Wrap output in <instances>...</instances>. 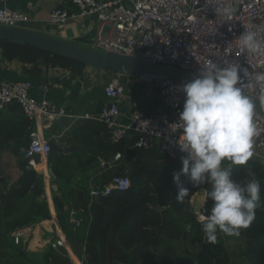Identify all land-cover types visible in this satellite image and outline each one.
Instances as JSON below:
<instances>
[{
  "label": "trees",
  "instance_id": "16d2710c",
  "mask_svg": "<svg viewBox=\"0 0 264 264\" xmlns=\"http://www.w3.org/2000/svg\"><path fill=\"white\" fill-rule=\"evenodd\" d=\"M0 50L5 62L23 63L24 73L32 76H40L48 68L65 69L82 75L87 67L29 44L21 46L5 41L0 43ZM136 87H133L134 93L138 92L132 94V101L146 115L155 112L159 100L144 94L145 88ZM30 126L31 121L17 103L0 111V152L12 149L18 154L21 149L27 148L29 134L27 136L26 132ZM74 139H78V135L75 134ZM84 143L90 146V155L86 158H76L72 166L61 170L63 162L76 154L71 156L59 153L51 164L55 176L53 185L58 186L62 192V197L53 198L56 218L68 238L84 241L82 247H85L88 255L84 264H107L109 254L106 255V251L110 247L116 248L111 249L110 259L117 261V264H264V166L257 159H250L244 166L229 167L231 178L237 183L245 184L252 179L250 172L261 182L255 219L249 228L241 230L239 237L218 234L217 242L209 244L202 231L204 222L198 219L192 200L203 190L206 193L203 208L208 216L213 206V201L208 197L211 186L204 184L194 187L186 177L181 176L189 191L183 202L177 201L172 174L181 171V160L167 158L158 145L149 149H125L124 145H113L108 135L99 141L89 137ZM118 153L124 155V160L117 163L113 171L97 176V183L102 187L115 176L129 177L130 189L116 191L93 203L90 206V217L87 215L84 224L74 230L71 211L86 212L90 203L89 191L84 184H79L68 196L63 186L72 184L76 174L86 175L97 171L102 162L112 164ZM39 161L40 158L36 157L34 166ZM25 165H30V162L26 161ZM5 188L0 183V264H73L65 251H54L48 247L38 257L28 253V243H14L18 231L53 220L51 207L45 198L44 177L33 169L26 171L19 178L17 187L4 195ZM67 200H74L72 210ZM117 213L123 215L117 217L118 221ZM99 226L102 229L97 231ZM133 238H137L136 244L139 245L134 251L124 245ZM228 239L244 241L243 251L236 258L232 257L228 249ZM142 240L151 241L150 251L144 252V257L143 254L139 257L137 252L143 253L147 246Z\"/></svg>",
  "mask_w": 264,
  "mask_h": 264
},
{
  "label": "built area",
  "instance_id": "2783aa9c",
  "mask_svg": "<svg viewBox=\"0 0 264 264\" xmlns=\"http://www.w3.org/2000/svg\"><path fill=\"white\" fill-rule=\"evenodd\" d=\"M9 0H0V27L24 28L30 21L24 13L7 7ZM231 9L225 16L222 9ZM96 18L101 25L96 42L98 50L125 56H136L154 64H164L198 73L210 62L218 66L239 61L250 72L264 71V52L248 53L242 50L238 37L242 32L251 31L264 41V0H67L66 5L57 8L50 15L53 26L66 25L71 21ZM107 28L108 34L102 33ZM127 85L120 75L110 76L104 91L108 102L96 115H71L65 108H59L44 99L37 101L31 96L35 85L31 81L0 83V111L17 103L29 120L36 117L54 119L66 117L96 120L105 125L109 140L113 145H124L131 140L130 148L149 149L161 147L167 158L181 160L176 141L180 135L179 116L183 110L184 94L180 85L172 80L154 76L128 78ZM145 88L148 96L159 100L157 110L150 115L142 112L133 102L127 87ZM255 88H245L246 94L264 103V96ZM121 101H129L130 123L122 124ZM256 128L254 136V156L264 166V117L254 113ZM175 127L171 130L170 125ZM64 147V146H63ZM66 147V146H65ZM25 159L34 166L36 157L47 159L52 152L50 142L36 130L29 133V145L24 149ZM124 159L118 153L115 161ZM129 177L115 176L103 185H92L89 191L90 206L116 191H128ZM204 207V206H203ZM200 207L196 215L207 217ZM74 230L83 225L71 212ZM28 234L18 231L14 237L19 245ZM47 245L54 251H66L67 240L51 239ZM85 252V247H83Z\"/></svg>",
  "mask_w": 264,
  "mask_h": 264
},
{
  "label": "clouds",
  "instance_id": "9594fccd",
  "mask_svg": "<svg viewBox=\"0 0 264 264\" xmlns=\"http://www.w3.org/2000/svg\"><path fill=\"white\" fill-rule=\"evenodd\" d=\"M225 16L231 9H222ZM242 50L264 52V41L255 32H242L237 38ZM264 96V71L250 72L239 61L218 66L211 63L189 82L180 85L184 94L183 110L179 116L180 135L176 141L182 169L173 172L176 199L183 202L188 194L181 176L194 186L208 184V197L213 201L211 212L202 231L209 244H215L218 234L239 237L242 229L250 227L260 202L261 182L254 173L245 184L231 178L225 162L244 166L254 156V103L245 88H255ZM171 130L174 124L169 126Z\"/></svg>",
  "mask_w": 264,
  "mask_h": 264
},
{
  "label": "crops",
  "instance_id": "0c3cea01",
  "mask_svg": "<svg viewBox=\"0 0 264 264\" xmlns=\"http://www.w3.org/2000/svg\"><path fill=\"white\" fill-rule=\"evenodd\" d=\"M66 1L67 0H9L7 2V7L12 11L24 13L29 17L30 21L26 23V25H24V28L26 29L48 34L58 40L70 44L79 45L89 49H97L96 42L99 37L101 25L96 18H86L83 20L80 19L77 21H71L62 26H53L50 24L51 13L57 8L65 6ZM96 1L102 2L110 0ZM106 30L107 28H103L102 33L105 34ZM24 68L25 65L18 61L5 62L2 59L0 50V83L31 81L35 85V88L31 92V96L37 101L46 99L51 104H54L59 108H65L71 115L80 117L85 115H96L100 111L102 106L108 102L104 88L110 80V76L107 75L104 71H98L92 67H86L83 71V74L78 75L65 69L48 68L43 71L42 75L32 76L29 74H25ZM28 68L30 67L28 66ZM124 80H126V82H124L128 85L130 79L124 78ZM133 87L134 86L131 85L127 87L130 96H132V94L134 93ZM120 108L122 112L120 121L122 124L128 125L130 123L131 111L129 101H121ZM56 118L44 119L41 117H36L34 120H30L31 126L29 130H27L26 135L28 136L30 131L36 130L49 142L51 140H55L57 144L62 148L70 147L73 144H77L80 147H87V154L83 152H74L68 154L71 156L73 154H76V156L65 160L63 162V165L61 166V170H65L66 166H72L76 162V158H86L90 155V146L84 143L87 138L90 137L94 141H99L101 139H105L108 135L105 125L96 120L82 118L71 120L68 118L71 121L70 127L65 130H60L59 124L55 121ZM75 134L78 135V139H74ZM131 144V140L128 139L124 144L125 149H131ZM24 149H21L20 152ZM19 153L16 154L12 149H5L3 152H0V183L6 188L11 187L13 184H17L19 178L23 176L21 175L22 165L18 157ZM7 158H9V160L7 161L8 164L12 165L15 163V166L13 167L19 173V175L10 183L7 180V175L2 169V163L3 165H5L6 163H4V161ZM119 162H116L115 159L112 164L102 162L97 171L88 172V174L90 175V180H92L95 185H98L97 176L108 172L109 170L113 171L115 165ZM106 164H109V166L106 167ZM32 167L38 174L44 177L46 192L45 198L51 207L53 220L33 225L31 228L27 229L28 234L23 238L21 243L25 245L28 243L27 250L30 252L34 251V253H42V250L48 249V240L61 237L66 239L67 243L69 244V246L67 245L66 247V251H68L69 257L73 264H79L77 260L80 262V264H84V253H82L83 245L78 241L69 239L62 232L57 221L56 212L53 205V198L55 196L62 197V192L60 191L58 186L53 185L55 176L52 177L48 173V169L51 167L48 162V158H40L39 163ZM44 169H47V172L40 173ZM81 177H85V175L80 173L76 174L72 184H65L63 186L64 193L69 196L70 191L79 187V178ZM73 201L67 200L68 207H71V210L74 207ZM205 201L206 193H204V200L200 207L204 206ZM193 203L196 204V202L194 201ZM71 212L75 213L77 219L84 220L87 215L90 217V203L88 204V209L86 210V212L83 210H80L79 212ZM30 237L31 239H29Z\"/></svg>",
  "mask_w": 264,
  "mask_h": 264
},
{
  "label": "water",
  "instance_id": "95a60500",
  "mask_svg": "<svg viewBox=\"0 0 264 264\" xmlns=\"http://www.w3.org/2000/svg\"><path fill=\"white\" fill-rule=\"evenodd\" d=\"M5 41L21 46L29 44L43 51L57 53L64 58L82 63L87 67H92L98 71H104L109 76L120 75L122 77L133 78L146 75L165 78L178 84H184L197 75L196 72L164 64H154L136 56H125L70 44L58 40L48 34L26 28L0 27V43ZM250 98L254 103V113L264 117V103L252 97ZM55 121L59 124L60 130L68 129L71 124V121L66 117H57ZM50 145L52 147V152L48 157L50 166L56 155L59 153L65 155L74 152L88 153L87 147H80L77 144H73L67 148H62L55 140H51ZM25 155V150H22L18 156L22 165L21 175H23L26 171H32L34 169L31 165H25ZM105 166L108 167L109 164H106ZM48 173L54 177L51 167L48 169ZM16 187L17 184L7 187L4 191V195Z\"/></svg>",
  "mask_w": 264,
  "mask_h": 264
},
{
  "label": "rangeland",
  "instance_id": "374dc122",
  "mask_svg": "<svg viewBox=\"0 0 264 264\" xmlns=\"http://www.w3.org/2000/svg\"><path fill=\"white\" fill-rule=\"evenodd\" d=\"M108 29L106 30V35L108 34ZM125 82H126V80H125ZM9 160V158H7L5 161H4V163H6L5 165H3V163H2V169L4 170V172H5V174L7 175V180H8V182L10 183L14 178H16L18 175H19V173L17 172V170L13 167V166H15V163L14 164H8V161ZM232 165L230 164V162H225V164H224V167L225 168H229V167H231ZM14 168V169H13ZM79 181H80V183L79 184H84L86 187H87V189H88V191H90V188H91V186L92 185H95L93 182H92V180H90V175L89 174H86L85 175V177H81V178H79ZM192 204H193V206L195 207V210L197 211V210H199L200 209V205L199 206H197L196 204H194L193 203V200H192ZM81 216H84V215H81ZM86 216V215H85ZM121 216H123L122 214H119V213H117V215H116V219H117V217L118 218H121ZM84 218V217H83ZM84 221L85 220H83V224H84ZM117 221H118V219H117ZM101 223L102 222H100L99 223V225H101ZM99 229L101 230L102 228H100V226L99 227H97V231H99ZM2 230V220H0V231ZM68 237V236H67ZM138 238V237H137ZM136 238V239H137ZM29 239H31V237L29 238ZM70 239V238H69ZM72 240H74V241H78L79 243H81V244H83V240H76V239H73V238H71ZM135 238H133V239H130V241L129 242H125L124 243V245L126 246V248L128 249V250H135L136 249V246H139V245H137L136 244V240ZM142 242L143 243H146L147 244V246H145V249H143V253H142V251H139V252H137L138 253V256L139 257H141L142 256V254H143V257L145 256V253L144 252H149L150 251V248H149V245H150V243H151V241H148V240H142ZM68 244V243H67ZM103 244V243H102ZM227 245H228V249H229V251H230V253H231V255H232V257L233 258H236L238 255H240L241 254V252L243 251V247L245 246V244H244V241L243 240H227ZM68 246H69V244H68ZM113 249H116V248H109L107 251H106V255H108L109 254V259L107 260L108 261V263L107 264H117V261H113L112 259H110V253L112 252V250ZM46 252V250H42V253L41 252H36V253H34V251L33 252H30V251H28V253L30 254V255H36V256H38V257H41L44 253ZM82 253H84V259H85V262L88 260V255L86 254V252H83L82 251ZM83 255V254H82ZM119 259H120V257H119Z\"/></svg>",
  "mask_w": 264,
  "mask_h": 264
},
{
  "label": "bare ground",
  "instance_id": "6f19581e",
  "mask_svg": "<svg viewBox=\"0 0 264 264\" xmlns=\"http://www.w3.org/2000/svg\"><path fill=\"white\" fill-rule=\"evenodd\" d=\"M47 172V169H44L42 172H40V173H46ZM204 193L205 192H199L195 197H194V199H193V201L194 202H196V205L197 206H201L202 205V203H203V200H204Z\"/></svg>",
  "mask_w": 264,
  "mask_h": 264
}]
</instances>
